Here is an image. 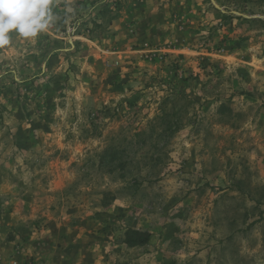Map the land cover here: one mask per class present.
<instances>
[{
    "label": "rangeland",
    "instance_id": "1",
    "mask_svg": "<svg viewBox=\"0 0 264 264\" xmlns=\"http://www.w3.org/2000/svg\"><path fill=\"white\" fill-rule=\"evenodd\" d=\"M49 7L0 46V264H264V0Z\"/></svg>",
    "mask_w": 264,
    "mask_h": 264
},
{
    "label": "clouds",
    "instance_id": "2",
    "mask_svg": "<svg viewBox=\"0 0 264 264\" xmlns=\"http://www.w3.org/2000/svg\"><path fill=\"white\" fill-rule=\"evenodd\" d=\"M50 0H0V46L10 43L15 31L25 39L36 38L54 20Z\"/></svg>",
    "mask_w": 264,
    "mask_h": 264
},
{
    "label": "crops",
    "instance_id": "3",
    "mask_svg": "<svg viewBox=\"0 0 264 264\" xmlns=\"http://www.w3.org/2000/svg\"><path fill=\"white\" fill-rule=\"evenodd\" d=\"M58 1V0H56ZM70 6V0H65ZM56 232L54 236L56 239H60L62 246L60 248H55L44 255L45 257H39L38 264H86L84 258H82L83 244L78 242H72L70 240V235L67 238H63V234ZM79 240V239H78ZM40 252L36 253L34 256L39 255Z\"/></svg>",
    "mask_w": 264,
    "mask_h": 264
},
{
    "label": "trees",
    "instance_id": "4",
    "mask_svg": "<svg viewBox=\"0 0 264 264\" xmlns=\"http://www.w3.org/2000/svg\"><path fill=\"white\" fill-rule=\"evenodd\" d=\"M149 233L141 231H133L130 233V237L126 242L131 246H141L144 245L149 239Z\"/></svg>",
    "mask_w": 264,
    "mask_h": 264
}]
</instances>
